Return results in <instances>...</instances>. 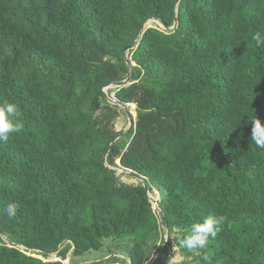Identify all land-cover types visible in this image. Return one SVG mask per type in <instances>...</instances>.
<instances>
[{"label":"trees","instance_id":"16d2710c","mask_svg":"<svg viewBox=\"0 0 264 264\" xmlns=\"http://www.w3.org/2000/svg\"><path fill=\"white\" fill-rule=\"evenodd\" d=\"M152 18L178 25L145 27ZM257 32L264 0H0V103L17 104L25 125L0 141V264L100 249L84 264H167L176 242L156 246L166 229L180 237L208 215L227 218L206 249L212 264H264ZM116 102L137 112L119 138ZM122 241L129 262L111 253Z\"/></svg>","mask_w":264,"mask_h":264},{"label":"clouds","instance_id":"9594fccd","mask_svg":"<svg viewBox=\"0 0 264 264\" xmlns=\"http://www.w3.org/2000/svg\"><path fill=\"white\" fill-rule=\"evenodd\" d=\"M152 19H150L149 21L157 22V19L156 20H152ZM148 22L145 25V27H147ZM157 23L160 24L159 22ZM253 38L256 40L258 45H264V34L257 32ZM111 88H115V87H111ZM105 92L108 95V92L106 90ZM251 123H252L251 140L252 142L255 143L257 148L264 149V121H262L260 118L257 117L253 119ZM24 127L25 125L21 118L19 106L13 102H8V101L0 103V141L7 143L13 134L21 133L24 130ZM152 203L154 209L160 212L161 208L159 206V202H157L156 200V203L154 202ZM18 211H19V206L16 203L8 204L5 209V213L9 218H14L17 215ZM226 219L227 218L225 216L217 217L214 215H208L205 218H203L201 222L193 224L189 234L180 237H175L170 234H166L164 235L162 240L156 242V246L165 244V242L168 241L169 238H171L173 241L176 242L174 243L172 250L173 255H171L168 258L167 264H182L180 258L176 255L178 247L180 249H186L194 257L201 258L203 261L207 262V264H212V256L210 253L206 251V249L208 248L210 241L217 236L218 232L221 230V226L225 223ZM148 246L149 247L152 246L151 241H149ZM54 254L58 255L57 253ZM52 256L50 257V260H59V259H52ZM150 258H155V255L151 256ZM197 264H200L199 260H197Z\"/></svg>","mask_w":264,"mask_h":264},{"label":"rangeland","instance_id":"374dc122","mask_svg":"<svg viewBox=\"0 0 264 264\" xmlns=\"http://www.w3.org/2000/svg\"><path fill=\"white\" fill-rule=\"evenodd\" d=\"M154 22L155 21H149L147 26H151L152 24H154ZM109 89L106 88L105 90L108 92ZM127 106H128L127 109L122 107V109L119 110L120 111V115H119L118 122H117L118 130H121L124 133L128 132L130 130L131 126L133 125L131 123L135 120V118L137 116L136 106L134 104H127ZM131 119H132V122H131ZM118 163H119V161H118ZM118 173H120L121 176H123V180L125 182H127V183H137L138 182V178H132V177L126 175V174H129V173H124V170H122V169H119ZM150 195L154 199H156L157 202L159 201L160 194H159L158 191H156L155 194L150 193ZM167 233L168 232H167V229H166L165 235ZM110 244L112 245L111 242H110ZM127 245H128V241H122L120 243L112 245L113 250L111 251V253L116 254L118 257H120L122 259L123 258L127 259L128 262H129L130 260H129L128 255H127V252H128ZM176 255L180 258V260L182 259L181 256H180L181 254H180L179 251H177ZM106 256H107V252L104 249L92 250L91 252L86 253L82 258H74L73 255H72V251H71L68 254L67 259L64 260V263L65 264H84L86 262H92V261H97L98 259H103ZM111 256H113V255L110 254L108 256V258H110ZM52 259H59L60 260L61 257H58V255L54 254L52 256ZM115 264H117V263H115Z\"/></svg>","mask_w":264,"mask_h":264},{"label":"water","instance_id":"95a60500","mask_svg":"<svg viewBox=\"0 0 264 264\" xmlns=\"http://www.w3.org/2000/svg\"><path fill=\"white\" fill-rule=\"evenodd\" d=\"M152 20H156V19H152ZM157 22H159L165 29H167V30H172V29H175L176 28V26H177V20H176V23H175V25L173 26V27H166L162 22H160V21H158L157 20ZM143 32H144V29L141 31V33H140V35H139V37H138V39L132 44V45H130V46H128L126 49H125V52H126V58H127V60L129 59V52L132 50V49H134L135 47H136V45L138 44V42L140 41V39H141V37H142V35H143ZM130 82H131V73L129 72V74H128V77L125 79V80H123V81H120V82H117V83H113V84H109V85H107L106 86V88H111V87H122V86H124V85H128V84H130ZM116 104H118V105H120L121 107H123V108H125V109H127V104H123V103H120V102H116ZM131 122H132V119H131ZM134 123V121L131 123V124H133ZM124 132H121L120 134H119V136H118V138L123 134ZM109 168H111L110 166H108ZM125 172H128V173H131L132 171H124V173ZM119 175H121L120 173H119ZM149 191V190H148ZM149 196H150V199H151V201L152 202H154V203H156V200L150 195V192H149ZM160 212H161V210H160ZM167 234H169V233H167ZM167 243H169V240L167 241ZM59 252H57V254H58Z\"/></svg>","mask_w":264,"mask_h":264}]
</instances>
